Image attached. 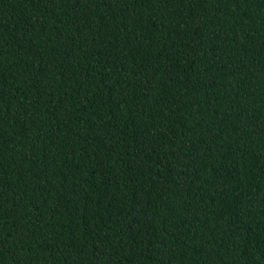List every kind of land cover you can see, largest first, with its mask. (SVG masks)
<instances>
[{
    "label": "trees",
    "instance_id": "trees-1",
    "mask_svg": "<svg viewBox=\"0 0 264 264\" xmlns=\"http://www.w3.org/2000/svg\"><path fill=\"white\" fill-rule=\"evenodd\" d=\"M0 264H264V0H0Z\"/></svg>",
    "mask_w": 264,
    "mask_h": 264
}]
</instances>
